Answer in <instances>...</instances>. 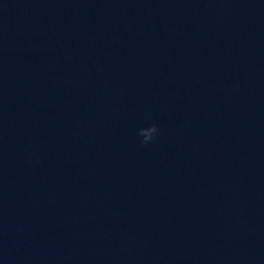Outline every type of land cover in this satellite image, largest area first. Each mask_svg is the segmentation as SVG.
<instances>
[{
  "label": "water",
  "instance_id": "water-1",
  "mask_svg": "<svg viewBox=\"0 0 264 264\" xmlns=\"http://www.w3.org/2000/svg\"><path fill=\"white\" fill-rule=\"evenodd\" d=\"M0 264H264V0H0Z\"/></svg>",
  "mask_w": 264,
  "mask_h": 264
},
{
  "label": "clouds",
  "instance_id": "clouds-1",
  "mask_svg": "<svg viewBox=\"0 0 264 264\" xmlns=\"http://www.w3.org/2000/svg\"><path fill=\"white\" fill-rule=\"evenodd\" d=\"M149 140H150V139H147V140H144V139H143V142H145V143H146V142H148Z\"/></svg>",
  "mask_w": 264,
  "mask_h": 264
}]
</instances>
